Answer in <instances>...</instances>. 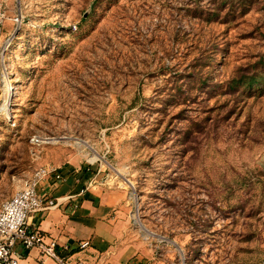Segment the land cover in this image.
Segmentation results:
<instances>
[{
  "label": "rangeland",
  "instance_id": "374dc122",
  "mask_svg": "<svg viewBox=\"0 0 264 264\" xmlns=\"http://www.w3.org/2000/svg\"><path fill=\"white\" fill-rule=\"evenodd\" d=\"M8 6L0 205L81 172L124 191L127 264H264V83L239 84L264 81V0Z\"/></svg>",
  "mask_w": 264,
  "mask_h": 264
},
{
  "label": "crops",
  "instance_id": "0c3cea01",
  "mask_svg": "<svg viewBox=\"0 0 264 264\" xmlns=\"http://www.w3.org/2000/svg\"><path fill=\"white\" fill-rule=\"evenodd\" d=\"M64 173V174H63ZM58 183L48 180L39 192L55 202L49 209L28 216L27 223L57 242L66 264H127L135 244L124 238V191L96 183L81 172H62ZM88 241L79 249L77 243ZM18 250V264H59L37 248Z\"/></svg>",
  "mask_w": 264,
  "mask_h": 264
},
{
  "label": "built area",
  "instance_id": "2783aa9c",
  "mask_svg": "<svg viewBox=\"0 0 264 264\" xmlns=\"http://www.w3.org/2000/svg\"><path fill=\"white\" fill-rule=\"evenodd\" d=\"M8 0H0V82L5 76H11L5 65V56L19 30L22 15L15 9L10 18L13 25L4 33L8 19ZM11 78V77H10ZM12 81V80H11ZM63 179L62 173L53 167L41 166L33 171L27 183L15 191L0 205V264H18V247L37 248L44 256L53 258L59 264H66L60 257L57 242L43 234L39 229L28 225V216L39 210L53 207L55 202L47 193L39 192L43 183L53 180L58 183ZM88 241L77 243L79 249L88 246Z\"/></svg>",
  "mask_w": 264,
  "mask_h": 264
},
{
  "label": "trees",
  "instance_id": "16d2710c",
  "mask_svg": "<svg viewBox=\"0 0 264 264\" xmlns=\"http://www.w3.org/2000/svg\"><path fill=\"white\" fill-rule=\"evenodd\" d=\"M248 77H250V80H249V82H239V84H245V85H247V86H251V85H256V87H258L260 84H262V83H264V81H257V82H255V84H254V81H255V77H256V75L255 74H252V75H250V76H248ZM232 84H238V82L236 83V82H234V83H232ZM231 84V85H232Z\"/></svg>",
  "mask_w": 264,
  "mask_h": 264
},
{
  "label": "bare ground",
  "instance_id": "6f19581e",
  "mask_svg": "<svg viewBox=\"0 0 264 264\" xmlns=\"http://www.w3.org/2000/svg\"><path fill=\"white\" fill-rule=\"evenodd\" d=\"M8 84V83H7ZM12 88V87H11ZM6 90V89H5ZM7 91H8V93L10 94L11 93V91H10V87L9 86H7ZM7 96V95H6ZM7 98H8V96H7ZM5 100V99H4ZM6 101V100H5ZM7 106V105H6ZM4 109H6V107H3ZM8 109V108H7Z\"/></svg>",
  "mask_w": 264,
  "mask_h": 264
}]
</instances>
